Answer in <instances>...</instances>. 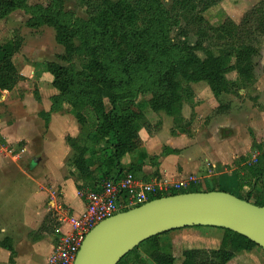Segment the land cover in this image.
<instances>
[{"label": "trees", "instance_id": "obj_1", "mask_svg": "<svg viewBox=\"0 0 264 264\" xmlns=\"http://www.w3.org/2000/svg\"><path fill=\"white\" fill-rule=\"evenodd\" d=\"M220 1L173 0L167 6L162 0H78L87 10V17L79 18L64 11L63 0H51L47 6H31L27 0H0V19L23 10L53 26L64 58L71 62L35 63V75L48 72L53 77L51 84L57 92L50 97V112L67 109L81 128L80 136H67L66 142L74 151L73 166L84 187L95 190L104 179L126 173L137 178L140 163L123 167L120 160L128 153L144 156L143 149L139 151L143 146L139 130L147 122L137 103L139 95L152 110L175 115L191 96L184 83L204 80L217 96L228 91L226 73L230 70L237 72L243 88L254 81L258 47L253 41L264 35V0L240 23L228 18L214 27L206 22L203 12ZM181 18L187 27L195 28L193 43L188 40L187 27L180 25ZM173 27H177L176 40L171 36ZM213 37L224 42L218 54L204 44ZM16 50L12 41L0 44V91L13 89L22 79L13 62ZM198 50H205V56H199ZM74 60L79 61V67ZM216 110H221L219 105ZM42 114L47 123L50 113ZM235 177L239 190L248 188L245 197H239L264 205V151L238 167ZM191 184L188 189L172 188L169 193L201 191L199 183ZM76 187L82 189L79 183ZM164 195L167 193L149 200ZM222 230L216 247H185L180 264H226L241 250L264 252L247 237ZM164 233L140 242L117 264H145L139 246L146 241V254L155 264H173L170 245L160 242Z\"/></svg>", "mask_w": 264, "mask_h": 264}, {"label": "rangeland", "instance_id": "obj_2", "mask_svg": "<svg viewBox=\"0 0 264 264\" xmlns=\"http://www.w3.org/2000/svg\"><path fill=\"white\" fill-rule=\"evenodd\" d=\"M50 1L27 0L31 6H47ZM63 1L64 11L69 12L74 17H87L86 8L78 0ZM162 1L170 6L173 0ZM260 1L222 0L203 12V16L206 22L214 27H217L219 23L228 18L238 24L243 16L250 12ZM180 25L184 28L187 27L186 21L182 18ZM187 32L188 40L193 43L197 38L195 28L187 27ZM177 34V27H173L171 36L175 40L179 37ZM252 38H248V41L251 42ZM8 41H12L17 49L13 57L14 64L18 71L22 70L25 74L9 93L7 90L0 91V129L9 124L11 120L21 116L23 102L36 100L42 105L43 102H47L48 98L50 100L51 95L57 92L49 81L50 78L53 79L51 74L49 76L43 74V72H38V76L35 75V63L50 61L62 65L71 63L64 58L65 51L56 39L54 27L39 22L35 17H32V14H27L23 10H18L10 16L0 19V44ZM206 41L204 42L206 48L214 54H218L224 45L222 40L215 37ZM253 44L258 47V55L254 60V81L247 87L243 88L240 85L235 70L226 73V79L229 82L228 91H223L217 96L214 95L208 82L204 80L184 83V86L186 85L191 89V96L183 101L181 111L175 115H169L164 111H154L142 95L137 98V103L143 110L147 122V126H143L139 130L141 139L142 137L147 139L157 134L161 135L164 141L170 142V139L173 138L170 137L171 133L178 135L177 139L173 141L181 146L188 142L189 136L196 137L197 141L195 143L203 147L207 153L209 161L206 164L207 167H201V171L197 173L199 175H192L194 176L192 179L184 180L186 186L183 189H188L192 185L191 183H199L202 191L214 188L245 197L248 188L245 187L244 190L237 188L235 170L244 163L254 161L255 156L264 151V35H258ZM197 54L203 57L205 56V50H198ZM72 62L79 67L78 60ZM42 97L44 101H42ZM218 105L220 111L216 110ZM66 108L68 107L66 106ZM62 114L74 119L67 109L63 110ZM74 121L77 124L75 119ZM23 144V142L8 144L0 134V167L8 172V176L4 174L0 177H2L1 179L5 177L7 181H10L9 190L11 193L14 192V184L19 187V190L16 189L17 193L28 190V184H34L38 187H49L51 185L46 164L40 165V163L45 162V159L41 161L39 157L29 156V154L24 156ZM154 147L160 148L161 146L159 143H154ZM141 150L142 148L139 151ZM18 153L21 156H18ZM74 169L73 157L70 156L64 161V174L67 177L77 176V183L82 185L79 192H83L87 188L84 187L83 180L77 174V170ZM6 180L4 182H7ZM172 188L173 184H168L167 189L163 192L168 195ZM50 191L54 195L58 193V188L53 186ZM48 197H50V193ZM47 201L48 198L45 199V202ZM5 204H0L1 254L9 261L8 264H46L49 254L47 256H44L41 252V254H32L31 249L34 244L40 245V243L46 242L56 244L59 239L54 232L55 216L51 208L44 203L45 215H51L50 225L47 224L46 218L37 226L35 223L32 224V221L30 222L31 219L27 215L23 216L24 223L14 222L15 220H13L22 217L21 212L26 209L24 198L13 194L9 196L8 203L5 201ZM8 217L11 218L9 220L13 221L6 225ZM196 227H202L199 228L202 230H199L201 231L199 235L182 234L188 231L186 229H174L161 235V245H170L169 250L175 257L173 264L181 263L182 250L185 247L212 248L220 244L223 235L221 228ZM175 235H181L179 243H175V238L171 240ZM147 248V241L139 246L145 264H155L146 254ZM164 250L168 249L165 248ZM15 257L18 261H14ZM250 259L251 261L248 264H263L264 252L254 250L251 252ZM239 264H245V262L240 261Z\"/></svg>", "mask_w": 264, "mask_h": 264}, {"label": "crops", "instance_id": "obj_3", "mask_svg": "<svg viewBox=\"0 0 264 264\" xmlns=\"http://www.w3.org/2000/svg\"><path fill=\"white\" fill-rule=\"evenodd\" d=\"M19 72L24 76L25 73L22 70ZM43 74H48L50 76L48 72H43ZM49 81L52 82V79L50 78ZM7 91L9 93L10 90ZM42 101H44L43 97ZM50 109L51 101L49 98L47 102H43L42 105L36 100L23 102L21 116L11 120L9 124L2 127L0 129V134L8 144L23 142L25 152L22 153L24 156L29 154V156L35 155L39 157L41 161L45 159V162L40 163V165L46 164L49 171V182L52 186L38 187L34 184H28V190L17 193L16 189L19 190V187L14 184V192L11 193L9 190L10 181H7L5 177H3L4 179L0 177V190H3L0 191V204L4 205L5 201L8 203L9 196L13 194L20 198H24L26 209L22 210L21 213L23 215L21 218H14L13 220H15L14 222L24 223L25 220L23 216L25 217L27 215L31 219L30 222L32 221V224L35 223L38 226V224L46 220V218L48 221L47 224L50 225L51 215H45L46 209L44 208V203H46L55 216L54 232L59 238L63 232L68 230V224L65 220L66 215L79 214L85 207V200L79 195V190L76 187L77 176L67 177L63 170L64 161L70 156L73 157L74 154V151L66 142V137L71 136L77 138L81 134V128L75 123L72 117L62 114L63 111L50 112ZM48 112L50 113V117L46 123L42 113ZM170 135V137H173L170 139V142L164 141L163 137L157 134L147 139L142 137L144 156H142L141 153L136 154V152L128 153L121 158L120 164L123 167H128L132 162L140 163V169L136 177L141 181L150 182L159 180L163 183L173 184L175 182L187 180L188 178L192 179L194 177L192 175H199L197 173L201 171V167H207L206 164L209 163V161L203 147L195 143V141H197L196 137L189 136V139H187L188 142L180 146L175 143L176 141H173L177 139L178 135H173L171 133ZM154 143H159L161 147H154ZM18 154V156H21L20 153ZM214 160L217 162L216 158H214ZM92 169H94V167ZM4 174L8 176V172L0 167V176H4ZM93 174H96V172L94 171ZM4 180L7 182H4ZM5 185H7V187H5ZM53 186L58 188V193L54 195L51 194L50 191ZM3 187H5V189H3ZM99 187L100 185L97 189ZM49 193L50 197H48ZM47 198L48 201L45 202ZM9 219L11 218L8 217L6 225L13 221ZM199 228L202 227H184L178 230H188L182 234L199 235L202 231ZM180 237L181 235H175L171 240L175 238V243H179ZM53 245L54 244L49 242L40 243V245L34 244L31 249L32 254L42 253L44 256H47L52 250ZM250 258V252L241 250L226 264H239L240 261L248 264V262L251 261ZM16 260L18 261L15 257L14 261ZM8 262L9 261L4 258L0 251V264H8Z\"/></svg>", "mask_w": 264, "mask_h": 264}, {"label": "water", "instance_id": "obj_4", "mask_svg": "<svg viewBox=\"0 0 264 264\" xmlns=\"http://www.w3.org/2000/svg\"><path fill=\"white\" fill-rule=\"evenodd\" d=\"M195 226L229 229L264 250V205L223 190H201L153 198L103 219L86 234L73 264H117L154 235ZM146 227L153 231L138 237Z\"/></svg>", "mask_w": 264, "mask_h": 264}, {"label": "built area", "instance_id": "obj_5", "mask_svg": "<svg viewBox=\"0 0 264 264\" xmlns=\"http://www.w3.org/2000/svg\"><path fill=\"white\" fill-rule=\"evenodd\" d=\"M167 186L159 180L141 181L126 173L119 178L104 179L98 189L87 188L79 192L85 200V207L79 214L66 215L68 230L53 245L46 264H73L86 234L98 222L125 208L148 201L151 196L165 191ZM185 186V181L173 183V188L177 190Z\"/></svg>", "mask_w": 264, "mask_h": 264}, {"label": "bare ground", "instance_id": "obj_6", "mask_svg": "<svg viewBox=\"0 0 264 264\" xmlns=\"http://www.w3.org/2000/svg\"><path fill=\"white\" fill-rule=\"evenodd\" d=\"M152 231H153V228H150V227L143 228V229L138 231V237H142V236H144L147 233H150Z\"/></svg>", "mask_w": 264, "mask_h": 264}]
</instances>
